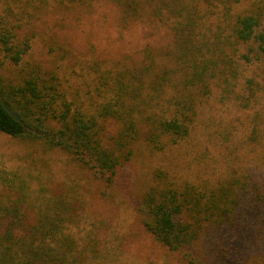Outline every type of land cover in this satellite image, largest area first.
Returning a JSON list of instances; mask_svg holds the SVG:
<instances>
[{"label":"trees","instance_id":"16d2710c","mask_svg":"<svg viewBox=\"0 0 264 264\" xmlns=\"http://www.w3.org/2000/svg\"><path fill=\"white\" fill-rule=\"evenodd\" d=\"M56 1L84 10L111 1L120 8L123 30L162 22L172 47L165 61L148 56L116 71L96 61L93 94L84 99L77 91L68 93L58 73L39 64L21 67L17 80L0 75V132L58 149L117 187L125 201L131 197L128 204L154 240L188 264H202L196 249L203 237L235 231L251 215L263 223L252 227L247 244L264 246V169L255 179L249 171H235L200 186L158 168L136 200L127 182L140 144L163 150L186 138L211 86L230 94L241 66L264 58V0ZM47 2L0 0V54L10 63L22 64L34 35L24 28L36 25ZM109 124L116 126L113 132ZM257 132L252 130L253 139ZM30 197L24 178L0 170V264H90L98 249L73 234L79 219L75 198ZM258 263L264 264V254Z\"/></svg>","mask_w":264,"mask_h":264},{"label":"rangeland","instance_id":"374dc122","mask_svg":"<svg viewBox=\"0 0 264 264\" xmlns=\"http://www.w3.org/2000/svg\"><path fill=\"white\" fill-rule=\"evenodd\" d=\"M121 16L111 1L84 10L48 0L36 25L24 28L34 35L22 64L14 65L0 54V75L17 80L21 67L39 64L42 70L57 72L68 93L77 91L84 99L93 94L96 61L114 71L147 62L148 56L165 61L172 47L166 26L148 20L123 30ZM232 89L226 94L221 87L211 86L186 138L163 150L144 143L138 146L127 176L135 200L158 168L200 186L235 171L236 175L249 171L254 179L259 177L264 169V58L243 64ZM255 128L258 132L253 139ZM114 129L115 125H108V130ZM0 170L24 178L30 198L37 202L52 195L75 198L79 219L73 234L80 244L89 240L98 249L90 264H188L143 228L128 204L131 197L125 201L117 187L106 185L62 151L0 132ZM26 213L35 217L31 207ZM260 223V218L251 215L235 231L203 237L196 249L202 264H260L264 246L247 244L253 238L252 227Z\"/></svg>","mask_w":264,"mask_h":264}]
</instances>
